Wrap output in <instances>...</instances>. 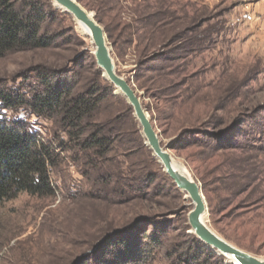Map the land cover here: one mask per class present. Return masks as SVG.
Segmentation results:
<instances>
[{"label": "rangeland", "instance_id": "374dc122", "mask_svg": "<svg viewBox=\"0 0 264 264\" xmlns=\"http://www.w3.org/2000/svg\"><path fill=\"white\" fill-rule=\"evenodd\" d=\"M33 1L50 13L43 32L54 45L0 58V85L29 96L42 68L59 72L77 93L107 80L79 22L53 0ZM77 1L103 27L117 72L137 92L163 147L199 182L207 225L264 259V0ZM114 94L121 98L105 102L99 120L115 142L95 158L96 169L64 151L51 173L54 196L21 193L0 203V264H75L104 235L136 222L150 231L155 217L168 241L154 264H175L204 244L189 224V196L146 144L126 98ZM3 112L32 133L63 135L31 110ZM107 184L117 186L105 193ZM222 259L216 264H230Z\"/></svg>", "mask_w": 264, "mask_h": 264}, {"label": "trees", "instance_id": "16d2710c", "mask_svg": "<svg viewBox=\"0 0 264 264\" xmlns=\"http://www.w3.org/2000/svg\"><path fill=\"white\" fill-rule=\"evenodd\" d=\"M48 17L50 13L36 1L19 8L16 0H0V58L15 51L54 45V40L43 32ZM58 74L45 68L39 70L37 86L29 96L0 85V203L21 193L54 196L56 189L51 173L62 152L82 154L80 157L96 169L95 158L105 157L115 142L111 140V128L99 120L104 103L121 98L114 94L113 85L99 79L86 91L77 93L75 85L57 78ZM19 108L55 122L63 135L55 132L48 138L38 131L32 133L23 120L9 119L3 112ZM116 184L103 185L101 191L107 193ZM147 221L148 226H152L150 231L137 226V222L112 231L75 264H154L158 252L168 241V233L157 217ZM215 259L223 261L222 256L203 244L194 248L193 254L179 256L175 264H216Z\"/></svg>", "mask_w": 264, "mask_h": 264}, {"label": "water", "instance_id": "95a60500", "mask_svg": "<svg viewBox=\"0 0 264 264\" xmlns=\"http://www.w3.org/2000/svg\"><path fill=\"white\" fill-rule=\"evenodd\" d=\"M55 5L64 12L71 14L77 21L83 23L90 31L95 45V57L102 75L113 85L115 90L123 95L132 107L134 116L139 122L146 144L154 156L163 165L165 172L174 181L176 186L186 192L193 208L189 212V224L196 237L208 247L224 257L230 264H264V259L257 257L227 241L212 230L202 215L207 212V203L197 180L173 165V157L163 147L159 134L153 126L151 119L137 92L131 83L117 72L116 64L111 55L106 34L94 14H90L77 0H53Z\"/></svg>", "mask_w": 264, "mask_h": 264}, {"label": "bare ground", "instance_id": "6f19581e", "mask_svg": "<svg viewBox=\"0 0 264 264\" xmlns=\"http://www.w3.org/2000/svg\"><path fill=\"white\" fill-rule=\"evenodd\" d=\"M89 13H90V11H89ZM77 22H79V21H77ZM79 24L81 25V28L84 31V33L88 34L91 37L90 31L88 30V28L81 22H79ZM173 165L175 166L176 169L180 170L181 172H184V173L192 176V174L190 173V171L186 168V166L184 164L176 162L175 160H173ZM205 213L202 215V219L204 222H206Z\"/></svg>", "mask_w": 264, "mask_h": 264}]
</instances>
